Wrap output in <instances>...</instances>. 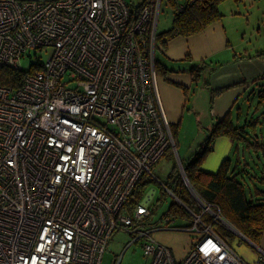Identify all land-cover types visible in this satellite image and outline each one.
Returning <instances> with one entry per match:
<instances>
[{"label": "built area", "instance_id": "2783aa9c", "mask_svg": "<svg viewBox=\"0 0 264 264\" xmlns=\"http://www.w3.org/2000/svg\"><path fill=\"white\" fill-rule=\"evenodd\" d=\"M163 2L0 0V66L32 69L21 87L0 85V264H102L120 230L150 264H264L263 250L249 262L216 231L249 241L182 163L183 186H161L183 214L169 209L158 229L200 234L183 260L152 236L153 193L127 206L176 150L156 69ZM48 49L46 63L22 67Z\"/></svg>", "mask_w": 264, "mask_h": 264}, {"label": "trees", "instance_id": "16d2710c", "mask_svg": "<svg viewBox=\"0 0 264 264\" xmlns=\"http://www.w3.org/2000/svg\"><path fill=\"white\" fill-rule=\"evenodd\" d=\"M173 9L174 20L172 27L157 36V49L166 48L172 40L177 37H190L196 35L213 23L223 18L220 9L222 3L227 0H166ZM235 3H245L247 0H233ZM257 57L264 58V52H258ZM193 61L191 56L184 60ZM208 64L205 61L196 63L190 71L194 83L202 81L203 74ZM157 74L167 76L171 69L156 57ZM30 70H19L6 66H0V85L11 88H19ZM205 86L210 90L211 97L214 98L218 91L211 89L210 83ZM188 94L186 87L180 86ZM257 111L264 109V86L259 90ZM177 125L171 128L176 137ZM264 112L261 117L247 122L244 126L235 124L232 114H227L219 120L212 129L208 131L207 138L199 146V151L187 161L182 163L185 173L193 185L194 189L208 202L217 204L223 215L229 222L237 228L252 243L259 245L264 235ZM261 133V134H260ZM220 137H230L238 144H244L245 148L253 151L261 166L256 163L253 167L245 159L244 163L240 158L233 160L226 158L217 172H208L203 169V163L212 152L214 142ZM238 151V147L237 150ZM253 153H251V157ZM263 160V161H262ZM142 179L136 188L127 206L138 204L145 196L146 187L149 181ZM250 180L255 187V194H247L245 183ZM170 185L174 190L183 186V179L180 169L176 165L170 175ZM248 183V182H247ZM252 189V187L250 186ZM183 201L194 206V202L187 191L182 194ZM157 204V203H156ZM155 204V206H157ZM154 206V207H155ZM170 210L181 212L180 206L173 204ZM181 214H183L181 212ZM216 231L222 235L227 242L232 245L236 235L233 232L216 227Z\"/></svg>", "mask_w": 264, "mask_h": 264}, {"label": "crops", "instance_id": "0c3cea01", "mask_svg": "<svg viewBox=\"0 0 264 264\" xmlns=\"http://www.w3.org/2000/svg\"><path fill=\"white\" fill-rule=\"evenodd\" d=\"M220 9L224 15L221 20L196 35L177 37L169 42L165 50L169 59L165 64L173 70L181 69L184 63H178L185 62L187 56H191L195 63L205 61L208 64L203 83H200L204 86L210 83L211 89L218 93L211 97L213 122L207 132L229 113L236 125L244 126L264 112V109L257 111V107L253 112L246 109V102L256 99L260 87L264 86V58L256 56L258 52H264V47L250 49L247 45L257 37L264 42V0H247L240 4L227 0ZM159 79V92L167 118L171 124L178 125L187 108L197 106L193 101L195 96L189 97L190 94L180 87H186L191 92L195 86L192 75L184 71H170L167 77ZM212 148V155L203 166L208 172H217L220 162L232 154L247 152L244 144H238L230 137L218 138ZM254 246L257 248L255 261L259 250L264 251V235L260 244Z\"/></svg>", "mask_w": 264, "mask_h": 264}, {"label": "rangeland", "instance_id": "374dc122", "mask_svg": "<svg viewBox=\"0 0 264 264\" xmlns=\"http://www.w3.org/2000/svg\"><path fill=\"white\" fill-rule=\"evenodd\" d=\"M127 1L132 6H137L144 0ZM173 20V9L170 7L168 2L164 0L159 19L158 33L168 31L173 25ZM247 45H249L250 49L254 47L261 49L262 47H264V42L261 41L259 37H257ZM166 48L157 49V58L164 63L167 62L168 59L165 53ZM53 53V49H48L41 52L34 50L30 51L22 60L21 65L24 69H29L32 64L37 63L38 61L46 63L53 56ZM183 63L184 65L181 67V69L173 70L172 68H170L171 72L184 71L190 73L191 69L196 66V63L194 61H187L182 63L180 62L178 64ZM162 76L163 75H160L158 73V80H160L159 78ZM200 82L195 83L193 90L188 93V95L190 94L189 97L191 98L195 96L193 101L194 104L197 103V106H189L186 110V115L176 126V150H170L164 157V159H162L154 168L153 172L158 180L153 179L150 175H148L144 179L145 182L151 180L146 187L145 197H148L153 193L157 203V206L154 207L153 222L155 226L153 227L154 231L152 233V236L156 242L170 248L177 260H183L188 255L191 248L199 240L200 234L189 231L158 229V227H160L161 225L160 220L169 211L170 207L175 203V199L173 196L166 195L163 192L161 182H164L171 186L170 175L174 170V167L177 165L178 169H180L181 163L187 161L194 154H196L199 151V146L208 136L207 128L212 125L213 122V117L211 114V92L202 84L203 82ZM254 100L252 98L249 102H246V109H251L252 112L257 107L259 98L256 97V99ZM259 129L264 131V126H260ZM251 153H253V158L249 156L248 150L247 152H245V154H243V151L232 154L230 158L234 160L240 158L243 163L246 159L253 167H255L256 163L261 166V160L258 159L257 155L253 151H251ZM210 155H212V153L207 156L205 162L203 163V166L206 164L207 159ZM222 162L223 160L220 162V164H222ZM247 182L245 183L247 194L249 196L251 194H255V187L252 185L250 180H247ZM250 186L252 187V189L250 188ZM260 187L264 189V186ZM188 224L189 222L183 220L178 223V225L181 226H187ZM133 239V235L124 230L116 232L109 242L108 248L103 257L102 264H117L118 262H121V264H150V258L145 256L144 249L142 247V241L131 244ZM232 245L241 256L245 257L246 260L248 259L249 261H254L257 248L251 242L242 240L240 237L236 236Z\"/></svg>", "mask_w": 264, "mask_h": 264}, {"label": "water", "instance_id": "95a60500", "mask_svg": "<svg viewBox=\"0 0 264 264\" xmlns=\"http://www.w3.org/2000/svg\"><path fill=\"white\" fill-rule=\"evenodd\" d=\"M250 241V240H249Z\"/></svg>", "mask_w": 264, "mask_h": 264}]
</instances>
